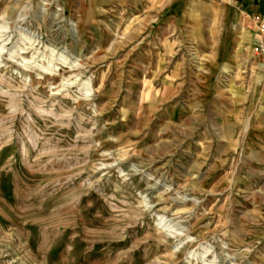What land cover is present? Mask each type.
I'll list each match as a JSON object with an SVG mask.
<instances>
[{
	"label": "rangeland",
	"instance_id": "374dc122",
	"mask_svg": "<svg viewBox=\"0 0 264 264\" xmlns=\"http://www.w3.org/2000/svg\"><path fill=\"white\" fill-rule=\"evenodd\" d=\"M259 25L0 0V264H264Z\"/></svg>",
	"mask_w": 264,
	"mask_h": 264
},
{
	"label": "crops",
	"instance_id": "0c3cea01",
	"mask_svg": "<svg viewBox=\"0 0 264 264\" xmlns=\"http://www.w3.org/2000/svg\"><path fill=\"white\" fill-rule=\"evenodd\" d=\"M242 8L245 18L254 25L264 22V0H225Z\"/></svg>",
	"mask_w": 264,
	"mask_h": 264
},
{
	"label": "built area",
	"instance_id": "2783aa9c",
	"mask_svg": "<svg viewBox=\"0 0 264 264\" xmlns=\"http://www.w3.org/2000/svg\"><path fill=\"white\" fill-rule=\"evenodd\" d=\"M260 39L256 44V51L264 53V22L259 25Z\"/></svg>",
	"mask_w": 264,
	"mask_h": 264
},
{
	"label": "bare ground",
	"instance_id": "6f19581e",
	"mask_svg": "<svg viewBox=\"0 0 264 264\" xmlns=\"http://www.w3.org/2000/svg\"><path fill=\"white\" fill-rule=\"evenodd\" d=\"M263 56V55H262Z\"/></svg>",
	"mask_w": 264,
	"mask_h": 264
}]
</instances>
